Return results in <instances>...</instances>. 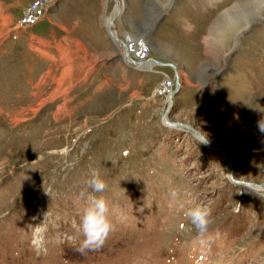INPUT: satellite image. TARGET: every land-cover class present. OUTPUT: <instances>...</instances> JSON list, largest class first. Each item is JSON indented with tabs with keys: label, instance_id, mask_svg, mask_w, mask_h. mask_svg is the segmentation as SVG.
Masks as SVG:
<instances>
[{
	"label": "rangeland",
	"instance_id": "1",
	"mask_svg": "<svg viewBox=\"0 0 264 264\" xmlns=\"http://www.w3.org/2000/svg\"><path fill=\"white\" fill-rule=\"evenodd\" d=\"M117 1L0 0V264H264V0ZM116 15L115 35L150 68L125 62L106 28ZM53 37L77 60L60 57L56 86ZM92 169L114 228L82 255L77 197ZM191 203L211 210L204 244L182 215ZM48 210L59 219L37 255L28 225Z\"/></svg>",
	"mask_w": 264,
	"mask_h": 264
},
{
	"label": "clouds",
	"instance_id": "2",
	"mask_svg": "<svg viewBox=\"0 0 264 264\" xmlns=\"http://www.w3.org/2000/svg\"><path fill=\"white\" fill-rule=\"evenodd\" d=\"M264 113V108H258ZM257 128L261 134H264V117L257 122ZM86 189L81 190L77 200L83 202V206L79 211L78 223L74 225L76 231L82 237L76 251L85 254L88 251H96L105 245L107 238L112 232L114 225L111 219V208L109 200L104 195L108 188L107 182L102 177L98 169L90 171L89 178L85 181ZM183 194L180 186H170L168 188V196L171 203H179ZM182 215L189 220L196 230L194 242L204 244L212 239L209 234V225L211 223V210L207 206L200 203H191L188 205L181 204ZM59 217H53L49 210L44 213V219L36 225H28L30 233V245L37 255L46 254L48 251V233L50 226L53 225ZM59 243L64 242L59 234L56 237ZM67 239H73L68 237Z\"/></svg>",
	"mask_w": 264,
	"mask_h": 264
},
{
	"label": "crops",
	"instance_id": "3",
	"mask_svg": "<svg viewBox=\"0 0 264 264\" xmlns=\"http://www.w3.org/2000/svg\"><path fill=\"white\" fill-rule=\"evenodd\" d=\"M16 31H19V29H17ZM11 33H12V31H11ZM64 42H65V39L59 40L56 37H53L47 43V51H46L47 57L46 58L49 60V62L53 61L55 64V68L54 69L50 68L47 72L48 77L46 78V81H47V83H49L48 85H55V86L58 85L59 81L57 79V74L60 71V69L62 71L69 64L73 63V61H77L76 56L74 54L70 53L71 52L70 48L68 46H66L64 44ZM87 44L90 46H93V47H97L96 45L99 43H98V41H92V39H91V40H87ZM94 44H96V45H94ZM95 51L97 53V48L95 49ZM115 56H117V55H115ZM60 57L63 59L64 62L66 60H69L68 65L66 64L65 66H63L61 68L62 63L58 62L60 60ZM111 58H114V57H111ZM90 70L94 71L93 68H90ZM86 71H87V68L82 70V72H83L82 75H84L86 73ZM89 76L90 75H87V76L84 75V79H88ZM84 79H79L78 81H80V83H82L84 81Z\"/></svg>",
	"mask_w": 264,
	"mask_h": 264
},
{
	"label": "bare ground",
	"instance_id": "4",
	"mask_svg": "<svg viewBox=\"0 0 264 264\" xmlns=\"http://www.w3.org/2000/svg\"><path fill=\"white\" fill-rule=\"evenodd\" d=\"M116 2H117V4L119 5V2L116 0ZM239 5V4H238ZM118 7H120V5L118 6ZM235 11V10H234ZM228 12V11H227ZM228 14V13H227ZM118 15V14H117ZM117 15L115 16V17H111L110 19H108L107 20V24H106V28H107V31H108V34H109V36L113 39V40H115L116 42L117 41H120V44L124 47V49L126 48L127 50H128V54H129V56L131 57V54H130V52H129V48H128V45L124 42V41H122L121 39L119 40L118 38H117V36L115 35V32L113 31V26H114V21H115V19H117L116 17H117ZM230 17V16H229ZM228 18V17H227ZM226 18V19H227ZM231 18H232V16H231ZM260 18V17H259ZM225 19V20H226ZM225 20H224V22H225ZM250 21H251V19H250ZM253 21V20H252ZM37 24V21L36 22H34V23H32L31 24V26H34V25H36ZM248 24H250V23H248ZM242 26V25H241ZM20 27V26H19ZM23 28H24V26H22ZM240 28V27H239ZM244 29V28H243ZM240 33V32H239ZM241 34V33H240ZM236 37V36H235ZM213 44V43H212ZM209 46H210V44H209ZM222 46V45H221ZM211 47V46H210ZM124 51V50H123ZM224 51V50H223ZM131 59H133L132 57H131ZM124 60H126L125 62H127V64L128 65H138V64H135V63H133L132 61H130V59L129 58H127V57H125L124 58ZM155 63H158V64H160L161 62H155ZM151 65H152V63H148V62H141V64L140 65H138L137 67H140L141 66V68H150L151 67ZM174 68L177 70V68L174 66ZM177 81H178V84H179V79H178V77H177ZM166 120V119H165ZM166 123L168 122L167 120L165 121ZM180 126H182V125H180ZM195 134H196V137L197 138H200L201 139V141H203V143H205L206 145H207V143L203 140V138H201V136L200 135H198L199 133L196 131L195 132ZM211 147L214 149V150H216L217 151V153H218V155H221V156H223L224 157V154H225V152H224V150H222L219 146H214V145H211ZM223 151V153H220V151ZM226 155V154H225ZM227 158H228V156H227ZM228 160H229V158H228ZM229 162H230V160H229ZM231 177H233V176H231ZM234 179V178H233ZM236 180H234V182H235ZM258 190V189H257Z\"/></svg>",
	"mask_w": 264,
	"mask_h": 264
},
{
	"label": "water",
	"instance_id": "5",
	"mask_svg": "<svg viewBox=\"0 0 264 264\" xmlns=\"http://www.w3.org/2000/svg\"><path fill=\"white\" fill-rule=\"evenodd\" d=\"M125 55H126V57L127 58H129L130 59V61H132L133 63H135V64H140V62L141 61H135V60H133V59H131V57L129 56V54H128V50L125 48ZM176 85H178V84H176ZM166 124H168V125H173V124H171V123H169V122H167ZM175 125V124H174ZM176 125H181V124H176ZM175 125V126H176ZM188 127V126H187ZM192 129V128H191ZM192 131H194V133L196 132V130H194V129H192ZM206 143H207V141H206ZM207 145L209 146V147H211V143H207ZM220 153H223V151L221 150L220 151ZM224 158H225V160L229 163V160H228V158H227V156L224 154ZM260 187V186H259ZM262 189V188H261ZM264 189V188H263Z\"/></svg>",
	"mask_w": 264,
	"mask_h": 264
},
{
	"label": "built area",
	"instance_id": "6",
	"mask_svg": "<svg viewBox=\"0 0 264 264\" xmlns=\"http://www.w3.org/2000/svg\"><path fill=\"white\" fill-rule=\"evenodd\" d=\"M32 10H33V9H30V12H31ZM28 12H29V10H28ZM32 15H34V14H32ZM30 18H31V15L28 16V18L24 19V21H23L22 23L19 24L20 27L18 26V28H16V29H21L22 26H24V28H26V27L30 26L32 23H34V22H36L37 20H39V18H37L36 16H35V17L33 16L32 20H30ZM28 24H29V25H28ZM22 29H23V27H22Z\"/></svg>",
	"mask_w": 264,
	"mask_h": 264
}]
</instances>
